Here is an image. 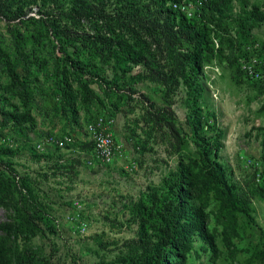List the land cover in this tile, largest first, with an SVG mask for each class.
<instances>
[{
	"label": "rangeland",
	"instance_id": "obj_1",
	"mask_svg": "<svg viewBox=\"0 0 264 264\" xmlns=\"http://www.w3.org/2000/svg\"><path fill=\"white\" fill-rule=\"evenodd\" d=\"M150 1L0 0V233L13 237L15 264L155 262L183 200L182 170L202 176L204 148L251 217L233 212L226 231L210 193L218 253L196 234L187 264H264V21L243 24L264 0L206 10L200 67L189 56L197 28L142 27ZM65 77L81 78L99 100L75 83L68 103ZM101 120L110 159L90 131ZM51 136L72 141L38 151Z\"/></svg>",
	"mask_w": 264,
	"mask_h": 264
},
{
	"label": "trees",
	"instance_id": "obj_2",
	"mask_svg": "<svg viewBox=\"0 0 264 264\" xmlns=\"http://www.w3.org/2000/svg\"><path fill=\"white\" fill-rule=\"evenodd\" d=\"M174 1L182 0H151L150 3L145 4L144 7L147 8V16L141 18L144 19L142 27L147 29L150 28L149 25H151V30L157 35L167 31L181 33L180 28L175 29L177 27L175 22L178 24L182 22V25H184L183 27H187V29L193 30L194 28H197L193 36L197 37L199 42H197L196 48H194L195 52H192L189 56L192 58V64H196L200 67L202 63L200 54H202L204 49L202 48L203 44H208V42H210L208 34L210 27L206 22V10L210 9L222 13L220 5L222 4L223 6H226L228 4L227 0H210L202 8V14L200 16L197 15L194 18H188L181 12L174 10L171 6V3ZM153 5L156 7V10L152 11ZM263 21L264 3L262 5V10L255 7L252 8L251 13L243 19V24L248 29H253L255 23ZM167 35L169 36V33H167ZM75 83L85 88L83 93V98L85 100H99L96 95L90 92L88 87L83 85V80H81V78L65 77L62 80V84L64 99L68 103L74 102L77 98L74 99V96L70 94ZM167 111L168 109L163 112L165 113ZM261 111L264 112V103L261 107ZM168 115L172 116L170 112ZM159 121L160 119L158 116L157 122ZM1 126L2 124L0 123V127ZM163 127L167 129L177 143L180 145L185 143V140L181 138L172 121H168ZM261 131L264 136V126L261 128ZM262 147L264 150V138ZM204 153L208 164L206 166V172L202 174V176L199 173H187V167H184L182 170V178L180 180L178 191L183 200L172 216L171 224L169 226L170 230H165L168 232V241L163 247V252L156 257L155 262H150L149 264H187L188 256L194 250L192 237L196 234L200 236L205 243L209 245L213 253L217 255L218 250L215 237L210 234L207 229L209 216L206 212V206L210 193H213L214 197L220 202L222 217L228 225L225 228L226 231L229 228L234 229L235 224L232 220L233 212L251 217L247 203L234 195L223 167L210 158L209 152L206 148H204ZM192 200L199 202V206L192 205ZM12 238L13 237H10V235L5 236L0 233V264H15L13 249L14 240H12Z\"/></svg>",
	"mask_w": 264,
	"mask_h": 264
},
{
	"label": "built area",
	"instance_id": "obj_3",
	"mask_svg": "<svg viewBox=\"0 0 264 264\" xmlns=\"http://www.w3.org/2000/svg\"><path fill=\"white\" fill-rule=\"evenodd\" d=\"M210 0H182V1H174L171 3V6L174 10L181 12L182 14L186 15L188 18H194L195 16H200L202 14V8L207 4ZM247 74L250 75L251 78L254 80H259L262 78V74L257 70L244 67L243 68ZM109 123L113 124V121ZM102 126L101 122L91 125L90 131L93 134L94 142L96 144V148L98 153L106 158L110 159L112 156V149L114 146L113 137L110 134H107L103 130L100 129ZM72 141L71 138H64L60 140L54 136L48 137L42 140L37 145L38 151H43L45 146H57V147H64L66 144H70Z\"/></svg>",
	"mask_w": 264,
	"mask_h": 264
}]
</instances>
